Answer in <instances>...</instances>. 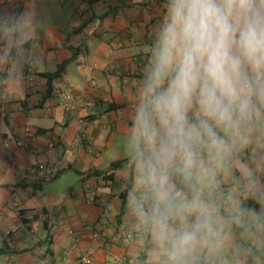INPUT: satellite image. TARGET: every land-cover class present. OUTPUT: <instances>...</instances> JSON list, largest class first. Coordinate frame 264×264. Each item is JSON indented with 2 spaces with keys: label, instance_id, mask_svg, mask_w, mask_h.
<instances>
[{
  "label": "crops",
  "instance_id": "0c3cea01",
  "mask_svg": "<svg viewBox=\"0 0 264 264\" xmlns=\"http://www.w3.org/2000/svg\"><path fill=\"white\" fill-rule=\"evenodd\" d=\"M0 9L26 13L23 42L0 41V264H162L121 201L130 166L110 168L162 0H2ZM66 61L46 97L43 74Z\"/></svg>",
  "mask_w": 264,
  "mask_h": 264
},
{
  "label": "clouds",
  "instance_id": "9594fccd",
  "mask_svg": "<svg viewBox=\"0 0 264 264\" xmlns=\"http://www.w3.org/2000/svg\"><path fill=\"white\" fill-rule=\"evenodd\" d=\"M25 24L0 9V41ZM143 49L121 201L162 264H264V0H162Z\"/></svg>",
  "mask_w": 264,
  "mask_h": 264
},
{
  "label": "trees",
  "instance_id": "16d2710c",
  "mask_svg": "<svg viewBox=\"0 0 264 264\" xmlns=\"http://www.w3.org/2000/svg\"><path fill=\"white\" fill-rule=\"evenodd\" d=\"M92 1H95V0H91V3H92ZM76 57V53H74L73 54V56H72V59H74ZM70 61V60H69ZM69 61H66V62H64V63H62L60 66H59V68H58V70L56 71V72H54V73H46V74H43L45 77H47L48 78V80H49V87H48V91H47V94H46V97H48V96H50L51 95V93H52V81L55 79V78H58V77H60L61 76V74H62V72H63V70H64V68H65V66L67 65V63H69ZM102 104H106V111H110V110H114V109H117L118 108V106L116 105V104H113V103H102ZM100 115H90V116H88L87 117V119L88 120H94V119H96V118H98ZM122 166H121V163H120V161L118 160V161H116V162H113L112 164H111V166H110V168L111 169H113V170H117V169H119V168H121ZM101 174H104V173H102L101 172ZM107 178V180H109V179H111V178H113V175H105V179ZM1 252V251H0ZM3 252V251H2Z\"/></svg>",
  "mask_w": 264,
  "mask_h": 264
},
{
  "label": "built area",
  "instance_id": "2783aa9c",
  "mask_svg": "<svg viewBox=\"0 0 264 264\" xmlns=\"http://www.w3.org/2000/svg\"><path fill=\"white\" fill-rule=\"evenodd\" d=\"M3 50H4V45L0 43V59L2 57ZM1 83L3 87L6 84V80L5 79L1 80ZM17 144L22 145V141H18ZM55 175H56L55 169H53L52 167L46 165L41 166V176L44 180H51L55 177ZM91 201L92 202L94 201V197L91 198ZM121 237L123 239L129 240L133 238V235L128 232H122ZM7 264H15V263L11 260H8Z\"/></svg>",
  "mask_w": 264,
  "mask_h": 264
}]
</instances>
